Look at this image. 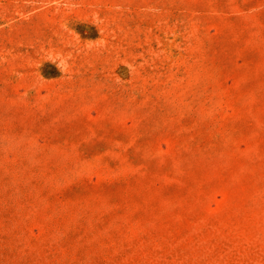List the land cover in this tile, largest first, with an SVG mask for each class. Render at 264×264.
<instances>
[{"label":"rangeland","instance_id":"1","mask_svg":"<svg viewBox=\"0 0 264 264\" xmlns=\"http://www.w3.org/2000/svg\"><path fill=\"white\" fill-rule=\"evenodd\" d=\"M0 264H264V0H0Z\"/></svg>","mask_w":264,"mask_h":264}]
</instances>
